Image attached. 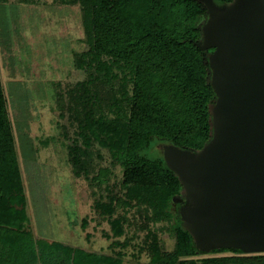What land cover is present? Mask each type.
<instances>
[{
  "label": "trees",
  "instance_id": "obj_1",
  "mask_svg": "<svg viewBox=\"0 0 264 264\" xmlns=\"http://www.w3.org/2000/svg\"><path fill=\"white\" fill-rule=\"evenodd\" d=\"M68 3L80 7L86 48L75 59L84 80L60 95V119H66V131L72 134L64 136L67 162L75 178L101 189L93 209L110 227L105 237L112 240L113 252L98 254L35 238L27 228L0 75V264H140L143 252L149 264H264V254L247 256L230 249L198 253L177 213L182 193L177 178L158 154H147L161 142L196 151L210 138L214 94L206 54L195 46L205 19L202 5L194 0ZM101 150L107 151L112 167L121 168L119 183L106 185L108 171L91 176L92 154L99 156ZM128 230L134 236L128 237ZM162 233L173 240L170 251L161 242ZM129 246L138 250L130 261L124 251ZM224 252L233 256H214Z\"/></svg>",
  "mask_w": 264,
  "mask_h": 264
},
{
  "label": "rangeland",
  "instance_id": "obj_2",
  "mask_svg": "<svg viewBox=\"0 0 264 264\" xmlns=\"http://www.w3.org/2000/svg\"><path fill=\"white\" fill-rule=\"evenodd\" d=\"M68 2L0 0V5H9L0 17V75L21 169L27 228L35 238L109 255L112 240L105 236L110 227L93 209L101 189L73 176L64 140L72 134L66 131V119H60V95L68 85L84 80L75 64L86 48L80 7ZM156 145L147 154L156 156ZM99 154H92L91 176L108 171L106 185L119 183L121 168L111 166L106 150ZM132 231L128 237L134 236ZM159 237L170 251L173 240L168 233ZM124 251L130 261L138 250L129 246ZM138 260L149 264L144 252Z\"/></svg>",
  "mask_w": 264,
  "mask_h": 264
},
{
  "label": "water",
  "instance_id": "obj_3",
  "mask_svg": "<svg viewBox=\"0 0 264 264\" xmlns=\"http://www.w3.org/2000/svg\"><path fill=\"white\" fill-rule=\"evenodd\" d=\"M194 1L205 9L195 46L214 94L210 138L157 153L181 186L177 213L198 253L264 254V0Z\"/></svg>",
  "mask_w": 264,
  "mask_h": 264
},
{
  "label": "crops",
  "instance_id": "obj_4",
  "mask_svg": "<svg viewBox=\"0 0 264 264\" xmlns=\"http://www.w3.org/2000/svg\"><path fill=\"white\" fill-rule=\"evenodd\" d=\"M8 6H9V5H6V4H3V3L0 5V17H3V14L5 13V11H4L5 9H4V8H5V7H8ZM9 8H10V9H13L14 7H13V6H10ZM3 9H4V10H3Z\"/></svg>",
  "mask_w": 264,
  "mask_h": 264
}]
</instances>
